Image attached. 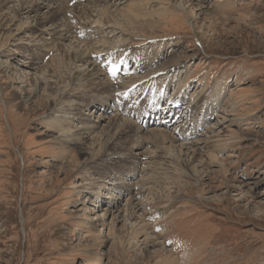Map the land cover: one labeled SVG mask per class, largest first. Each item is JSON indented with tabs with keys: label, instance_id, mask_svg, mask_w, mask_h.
<instances>
[{
	"label": "rangeland",
	"instance_id": "374dc122",
	"mask_svg": "<svg viewBox=\"0 0 264 264\" xmlns=\"http://www.w3.org/2000/svg\"><path fill=\"white\" fill-rule=\"evenodd\" d=\"M67 1L56 22L106 87L70 85L59 41L15 48L54 0L37 23L0 0V264H264V0ZM61 109L93 121L80 142Z\"/></svg>",
	"mask_w": 264,
	"mask_h": 264
},
{
	"label": "bare ground",
	"instance_id": "6f19581e",
	"mask_svg": "<svg viewBox=\"0 0 264 264\" xmlns=\"http://www.w3.org/2000/svg\"><path fill=\"white\" fill-rule=\"evenodd\" d=\"M19 1V2H18ZM26 0H24V2H25ZM47 1V0H46ZM46 1L45 0H34V5L32 6V4H31V6H29V5H27V3H25V5H27V6H23L22 8H20L19 9V11H18V15H20L21 16V18H25V19H33L34 21H36V23L38 22V14L41 12V10L43 9V8H47L48 7V4L46 5ZM48 1H50V0H48ZM67 1V0H66ZM77 1H79V0H77ZM91 1V0H90ZM96 1V0H95ZM99 1L100 0H98L97 1V3H99ZM101 1H104V0H101ZM122 0H108V2L106 1V3H110L111 5L114 3V4H118V3H120ZM21 3V0H7V8L12 4V5H14L13 3ZM54 2H56L57 3V7H55V12H56V17L58 18H53L52 20L50 19V16H49V14H46L45 16H44V14H43V18H42V16H41V18H42V20H41V22H39L40 24H41V27H43L42 29H38V31H40V34H42V35H35V37H32V38H28V42H26V43H24L23 42V40H22V38H21V36L20 37H18V40H16V42L15 43H13L14 45H15V48L18 50V49H20L19 48V46H22V44L24 45H29V46H31L32 48L30 49V50H33L34 48L33 47H35V48H37V49H40L41 50V48L39 47L38 48V46H41L40 45V43L43 45L44 43L46 44H44L46 47H48L47 45H54V44H56L55 42L57 41V43H59L60 42V44L57 46V49H58V54L60 55V57L62 58V57H64V56H68L72 61H73V66L69 69V71H67V73H68V75H67V78H68V82H69V84L70 85H72L73 87H74V84H77V83H80V82H88V85L90 86V84H92V82L94 81V83H93V85H97V86H105V84L104 83H106V82H104V83H102V82H100V81H98L97 80V77H98V73L95 71V65L90 61H87V59H86V51H88V50H86L85 48H84V44L83 45H81V46H79V44H75L77 41L76 40H70L69 39V33H70V31L68 30V28L69 27H67V25H66V23H62L61 22V24H59V22L57 23L56 21H62L61 19L62 18H64V17H62V15L60 14L61 13V8H60V3H63L64 4V2H65V0H54ZM68 2V1H67ZM70 2V1H69ZM71 2H72V0H71ZM32 3V2H31ZM51 3V2H50ZM52 3H53V1H52ZM22 4V3H21ZM66 4V3H65ZM69 4V3H68ZM76 4H77V2H76ZM100 4V3H99ZM11 5V6H12ZM18 5V4H17ZM16 5V6H17ZM52 5V4H51ZM55 5V4H54ZM53 5V6H54ZM10 6V7H11ZM21 6V5H20ZM19 6V7H20ZM62 7V6H61ZM67 7V6H66ZM203 7V6H202ZM16 8V7H15ZM23 9V10H22ZM48 10V9H47ZM52 10V9H51ZM76 11V10H75ZM83 11V10H82ZM15 12V11H14ZM47 12V11H46ZM52 11H50V13H51ZM86 12H88V11H86ZM42 14V13H41ZM64 14V13H63ZM120 14V13H119ZM52 15H53V13H52ZM60 15H61V17H60ZM121 16H125V15H122V14H120ZM109 16V15H108ZM119 16V15H118ZM66 18V17H65ZM101 18H103V17H101ZM121 18V17H120ZM107 19V18H106ZM129 19V18H128ZM66 20V19H65ZM110 20V19H109ZM123 20V19H122ZM125 21H122V23H120V24H118L117 23V26H113V24L112 25H110L109 23H107V21L106 22H103V23H105V24H108V25H110V26H112V27H115L116 29H119L120 30V33H124V34H126L127 33V35H128V33L129 32H127V28H126V26H127V20H126V18L124 19ZM68 21V20H67ZM66 21V22H67ZM114 22H116V21H114ZM12 25H15V24H13L12 23V21L11 22H8L7 23V25L5 26V30H11L12 29ZM61 26L63 27V28H61ZM70 26V25H69ZM103 27V26H102ZM124 29H123V28ZM35 28H37V27H35ZM108 28V27H107ZM15 30L17 31V33L20 35L21 33L23 34H25V31H24V27H22V28H20L18 25H16V28H15ZM71 30V29H70ZM106 30V29H105ZM104 31V30H103ZM109 31V30H108ZM39 33V32H38ZM114 33V32H113ZM43 34H47V35H49L50 36V38L47 40L46 38L44 39L43 38ZM107 36V35H106ZM26 37V36H25ZM71 37V36H70ZM39 38V39H38ZM43 40V41H42ZM49 40H51V41H49ZM59 41V42H58ZM68 44H67V43ZM79 43V42H78ZM80 43H82V42H80ZM18 47V48H17ZM23 47V46H22ZM25 47V46H24ZM42 47V46H41ZM50 48H51V46H50ZM111 48V47H110ZM37 49H35V51H34V53H30V54H32V55H34V56H37L35 53H38L39 51L37 50ZM43 49H44V47H43ZM45 50V49H44ZM113 50V49H112ZM10 51V50H9ZM15 51L16 50H13V53L12 54H14L15 53ZM20 51V50H19ZM18 51V52H19ZM57 51V50H56ZM12 52V51H11ZM40 53V52H39ZM16 55H18V54H16ZM8 56V55H7ZM14 56V55H13ZM8 57H10V55L8 56ZM15 57V56H14ZM39 58V57H38ZM58 58V57H57ZM24 59H28V60H24ZM54 59V57H52L50 60H53ZM60 59V58H59ZM92 59V58H91ZM13 60H14V58H13ZM16 62H18L19 64H21L22 66H32L33 65V61H35V60H37L36 59V57H25V56H20V58H18L17 56H16ZM62 60V59H61ZM96 62V61H95ZM55 63V62H54ZM58 64V63H57ZM64 64V63H63ZM53 65V64H52ZM3 66H7V65H3ZM47 74V73H46ZM102 74V73H101ZM103 75V74H102ZM101 75V76H102ZM100 76V77H101ZM52 77H55V78H58L59 79V77H56V76H52ZM103 77V76H102ZM46 79V78H45ZM132 79V78H131ZM50 80V79H49ZM109 82V81H108ZM106 87V86H105ZM118 87V86H117ZM109 88V87H108ZM118 88H120V87H118ZM73 89V88H72ZM89 89H91V88H89ZM97 89V88H96ZM101 89V88H100ZM100 89H97V90H100ZM78 90H81V88H76V89H74V90H72V91H68V90H64L61 94H59V95H61V96H70V95H72L71 93L73 92H75V91H78ZM113 90V89H112ZM109 91V90H108ZM67 97V98H68ZM66 98V99H67ZM59 101V100H58ZM107 101V100H106ZM60 102V101H59ZM81 104V103H80ZM103 104V103H102ZM105 105H106V103H104ZM82 105V104H81ZM126 105V104H125ZM64 106H66V104H64L63 103V105H62V108H64ZM101 106H103V105H101ZM121 106V105H120ZM125 107V106H124ZM55 110H56V108L55 107H53ZM124 109V108H123ZM64 109H61L60 110V113H59V115L57 114H54V116H60V117H63V118H67L68 120L69 119H75V120H77V122L80 124L79 126H75L74 127V133H73V135H72V137L70 138V142H74V143H77V142H80L81 140H82V138H83V135L84 134H88V132H90V130H91V128L94 126V124L91 122L90 123V117H81V116H75V115H67V114H64V113H61V112H64L63 111ZM77 110H78V108H77ZM151 110V109H150ZM157 111V110H156ZM191 112V111H190ZM163 113V112H162ZM150 114V113H149ZM87 116H89V115H87ZM155 116V115H154ZM113 117V116H112ZM114 117H116V115H114ZM168 117V116H167ZM101 118H104V117H101ZM116 119V120H115ZM114 120L116 121V123H117V125H119V128L117 129L118 131L119 130H121V129H123V127H125L124 126V124L126 123L125 121L124 122H119L120 121V119H118L117 117L115 118ZM68 120H66V121H68ZM118 120V121H117ZM150 120V119H149ZM161 120V119H160ZM122 121V120H121ZM61 122H64V121H61ZM119 122V123H118ZM90 123V124H89ZM149 123V122H148ZM187 124V123H186ZM127 125V124H126ZM178 126H180V125H178ZM111 129H115V127H112ZM136 130L138 131L139 130V128L137 129V127H136ZM116 131V130H115ZM140 131V130H139ZM153 132H154V135L156 136V137H160L161 139H162V141H164V142H166V141H168L169 143H170V149H173V147H174V134L172 133V132H170V131H168V130H164V129H157V130H153ZM117 132H115V134H116ZM71 135V134H70ZM106 138V137H105ZM69 142V141H68ZM112 142H114L113 144H111ZM71 144V143H70ZM115 144H117V142H116V137L114 136V134L113 135H108L107 136V139L105 140V150L103 151V153H102V155L104 156H106V155H108V153L106 152V150H107V147L109 146V145H115ZM118 145V144H117ZM157 149H159V147H157ZM157 152V154H155L156 155V157H161V153H162V151H160V149L158 150V151H156ZM189 152H191V149L190 148H185V151L184 152H182V151H179V155L181 154V155H185V154H187L188 155V153ZM137 155H138V153H134L133 154V158L135 159L136 157H137ZM166 156H163V160H166L167 158H169V163L168 164H170V163H172V161H173V157L175 158V156H174V150H171L170 152H168L167 154H165ZM178 154H177V156L176 157H179L180 158V156H179ZM189 156H186V157H184V158H182V159H180V161H181V166H182V168H183V170H185V171H188L187 170V168H188V161H189ZM162 160V161H163ZM178 160V158L176 159V161ZM187 168H186V167ZM177 172V171H176ZM190 175V174H189ZM84 184H86V183H84ZM94 188V187H93ZM129 199H130V205H131V209H135V208H138V206H139V203H135V202H133L135 199H134V196L132 195V196H130L129 197ZM86 209V207L84 208L83 207V209L81 208V209H79V211H84ZM109 215H112L110 212H108L107 210H105V212H103L100 216H98V215H96L93 219H92V221H93V223H94V225L95 226H99V225H104V224H106V219L108 218V216ZM110 218V217H109ZM113 218V217H112ZM114 219L116 220V217H114ZM125 221H127L126 219H125ZM152 257V256H151Z\"/></svg>",
	"mask_w": 264,
	"mask_h": 264
}]
</instances>
